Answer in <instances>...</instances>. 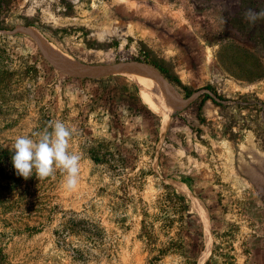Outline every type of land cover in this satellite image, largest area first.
<instances>
[{"label":"rangeland","instance_id":"1","mask_svg":"<svg viewBox=\"0 0 264 264\" xmlns=\"http://www.w3.org/2000/svg\"><path fill=\"white\" fill-rule=\"evenodd\" d=\"M5 1L0 149L11 159L17 136L60 120L75 129L70 151L81 161L72 190L59 170L0 186V264H183L154 257L166 240L163 186L193 215L183 241L195 264L218 242L212 231L234 264H264V17H246L264 0ZM36 25L62 32L48 40ZM116 63L130 71H96ZM136 73L155 78L172 104L167 119ZM9 168L0 156L1 184Z\"/></svg>","mask_w":264,"mask_h":264},{"label":"trees","instance_id":"2","mask_svg":"<svg viewBox=\"0 0 264 264\" xmlns=\"http://www.w3.org/2000/svg\"><path fill=\"white\" fill-rule=\"evenodd\" d=\"M62 4L63 0H57ZM5 0H0V14L5 11L4 7L6 5ZM27 26H33V22H26ZM40 30V33L44 35L48 40L54 38L57 32L62 31H50L47 27L42 25H36ZM58 38V37H56ZM236 53H242L246 56V51L238 47H230ZM251 65L258 72V76L262 75L263 67L261 62L257 59L252 61ZM250 77V75H247ZM172 81V79H170ZM174 82V81H173ZM0 156L7 161L8 165L11 164V159L9 152L4 149H0ZM97 159H94L96 161ZM9 173L7 175H2L3 183L0 185L2 191L8 190L10 187V181L15 180L16 173L13 171V168H9ZM180 182L185 184L188 189H190L189 180L180 177ZM187 180V181H186ZM164 192L160 194L157 199V208L160 209V230L164 235L166 240L160 245V248H156V254H154L155 259L158 257H163L168 254H176L182 258L183 264H195L194 257V247L191 244L184 243V235L190 233L191 229L194 227L193 215L189 211V207L185 198L176 193L173 189L168 186H163ZM160 206V207H159ZM142 227L140 231L141 238L145 240V243L151 247L152 235L146 229L144 221H141ZM172 233V235H169ZM216 234V235H213ZM213 238H217L218 242L215 240L211 245L210 255L202 264H234L233 257L229 254V251L226 250L223 245H226V241L222 239V236L217 237V233L212 231Z\"/></svg>","mask_w":264,"mask_h":264},{"label":"clouds","instance_id":"3","mask_svg":"<svg viewBox=\"0 0 264 264\" xmlns=\"http://www.w3.org/2000/svg\"><path fill=\"white\" fill-rule=\"evenodd\" d=\"M246 17L254 21L258 17H264V12L249 11ZM74 133V128L56 120L31 136H17L11 146L14 153L12 165L16 174L27 180L35 173L38 180H43L54 177L59 170L64 174L63 186L68 190L76 188L79 182L81 155L70 151V141Z\"/></svg>","mask_w":264,"mask_h":264},{"label":"bare ground","instance_id":"4","mask_svg":"<svg viewBox=\"0 0 264 264\" xmlns=\"http://www.w3.org/2000/svg\"><path fill=\"white\" fill-rule=\"evenodd\" d=\"M128 76L134 83H136L138 85L139 89L141 90L142 96L148 95V96H151L153 98V97H155V94L159 95L158 100L157 99L152 100L153 105H154L152 110L155 113L161 115L162 118H164V120L167 119L169 114L172 112V109H173L171 106L172 104L170 105L171 102L170 103L168 102V100H167L165 94L163 93L162 89L158 85H156V83L153 81L155 78L153 79L151 77L153 80H150L147 76L138 75L137 73L136 74H128ZM165 93H166V91H165ZM169 101H170V99H169ZM164 103H167L168 110L165 109ZM159 105H161V107H159Z\"/></svg>","mask_w":264,"mask_h":264},{"label":"water","instance_id":"5","mask_svg":"<svg viewBox=\"0 0 264 264\" xmlns=\"http://www.w3.org/2000/svg\"><path fill=\"white\" fill-rule=\"evenodd\" d=\"M28 33V32H26ZM96 71L98 73H107V72H111V71H123V72H127L130 71L129 65L126 63H116L114 65H109L106 67H100L97 68ZM79 74H85L84 70H80ZM174 103H178L175 99H173Z\"/></svg>","mask_w":264,"mask_h":264}]
</instances>
